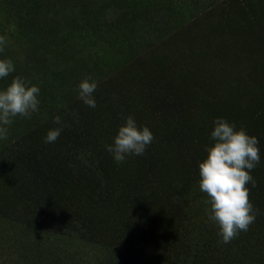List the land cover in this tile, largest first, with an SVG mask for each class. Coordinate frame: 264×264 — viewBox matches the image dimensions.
<instances>
[{
  "label": "rangeland",
  "instance_id": "374dc122",
  "mask_svg": "<svg viewBox=\"0 0 264 264\" xmlns=\"http://www.w3.org/2000/svg\"><path fill=\"white\" fill-rule=\"evenodd\" d=\"M182 29L221 37L222 52L226 54L228 47L239 50L243 65L233 72H218L208 65L207 74H194L187 66H178L173 52L161 58L152 51ZM0 37L6 38L0 60L14 65L12 73L0 78V91L17 76L40 90L38 110L31 118H13L5 126L7 139H0V264H264V0H0ZM213 57L209 52L208 62ZM88 77L97 83L92 94L96 107L113 109L116 135L126 118L137 124L123 107L120 86L135 90L145 85L142 96L135 94V102L141 97L156 120L145 126L141 115L138 128L147 127L154 137L164 132V121L176 123L182 130L170 128L175 132L170 141L183 143L190 136L200 142L199 164L214 143L211 132L217 119L256 137L262 149L260 162L250 172L255 187L246 185L256 215L249 229L225 244L219 226L209 220L208 197L199 189V166L190 168L187 179L175 158L160 163L163 174L154 185H139L128 191L129 196L122 194L127 207L108 215L117 220V232L107 239L88 233L83 218L66 211L43 217L34 205L27 215L19 213L15 207L21 196L13 195L15 187L35 189V182L28 179L25 154L20 163L11 158L15 151L10 149L8 156L9 144L33 129L45 131V122L62 118ZM170 84L184 85L193 105H198L201 124L196 117L185 122L178 117ZM158 93L164 97L158 99ZM159 142L164 144L160 135L143 155H134L144 169L155 163L154 144ZM162 151L167 153V146ZM109 155L112 179L126 177L131 155L123 162ZM53 162L55 172L62 174L60 161ZM174 182L183 189L167 191ZM169 231L183 250L173 249L171 241L162 242Z\"/></svg>",
  "mask_w": 264,
  "mask_h": 264
},
{
  "label": "trees",
  "instance_id": "16d2710c",
  "mask_svg": "<svg viewBox=\"0 0 264 264\" xmlns=\"http://www.w3.org/2000/svg\"><path fill=\"white\" fill-rule=\"evenodd\" d=\"M169 38L156 44L152 51L159 52L161 58L173 52L175 56H178V66H187L193 70L194 74H207L208 65L218 72H233L243 65L244 55L239 50L228 47L226 54L222 52L223 45L219 36L206 35L203 31L188 34L187 29H182ZM210 50L213 51L214 57L208 62L207 56ZM149 52V50L145 51L144 54ZM152 76L157 77L156 74ZM109 81L113 83V77H110ZM144 87L145 85H141L138 89L132 90L126 85H121L120 89L118 88L124 97L123 107L135 116L137 126L138 124L141 126L143 122L145 126H149L152 120H156L151 107L143 103L141 97L139 102H135V94L142 96ZM168 88L177 101L175 107H178V117L184 122L196 117L198 105H193L194 101L185 92L184 85L170 84ZM156 96L158 99L164 97L162 93ZM112 112L113 109L105 110L104 106L100 110L99 107L94 109L87 107L78 98L65 110L64 116L60 118V124H56L55 120L45 122L43 124L45 131L33 129L25 137L9 144L8 156L11 155V151H15L16 154L11 155V158H16V162L20 163L25 154L24 162L29 166L28 179L35 182V189L20 187L16 184L13 195L21 196V199L17 197L18 204L15 207L19 213L27 215L34 205L42 210L43 217H58L66 211V213L82 217L89 229L88 233H94L100 240L103 237L107 239L111 232H117V220L108 215L117 214L119 210L127 207V203L122 200L125 198L124 192L129 196V190L143 184L152 186L159 181L163 174V169L160 167L162 161L166 158H175L177 166L187 173V179L190 168L199 166L202 156L200 142H194L190 136L184 139L183 143L178 139L170 141L175 134L171 130L178 129L181 133L182 129L177 128L176 123L172 125L164 121L166 123L164 132L154 136L155 142L158 141L159 135L160 139L164 140L163 145H160L162 142H159L158 146L154 144L155 163L150 168L144 169L137 163L135 156L131 155L132 157H127L128 166L131 168L127 176L119 180L112 179L114 174L110 170V155L106 147L109 143L112 144L116 136L111 119ZM141 115L144 118L143 122L140 121ZM195 119L201 124V120L197 117ZM182 127L185 128L183 125ZM56 128L61 129L59 137L53 143H46L47 133ZM170 128L173 129L170 130ZM168 131L171 132L168 133ZM165 145L167 153L162 151ZM257 147L259 150L262 149L260 142ZM53 160L60 161L58 169L62 174L55 172ZM182 189V185L179 186L174 182L167 191L173 193ZM158 191L162 192L160 188ZM20 200L21 203H19ZM169 233L170 231L166 237L161 238L162 242L171 241L173 249L183 250L184 247L180 245L179 238L171 240L175 237V233L172 236ZM168 246L171 247V245Z\"/></svg>",
  "mask_w": 264,
  "mask_h": 264
},
{
  "label": "clouds",
  "instance_id": "9594fccd",
  "mask_svg": "<svg viewBox=\"0 0 264 264\" xmlns=\"http://www.w3.org/2000/svg\"><path fill=\"white\" fill-rule=\"evenodd\" d=\"M5 39L0 37V45L5 43ZM13 71L11 60H0V78L7 77ZM96 88L97 83L91 81L90 77L79 85V98L91 108L96 107L92 97ZM39 91L36 86L29 87L19 76L12 80L6 90L0 91V139H7L8 129L5 126L10 125L13 118H31V114L38 110ZM54 122L60 124V117L57 116ZM214 125L211 132L214 143L206 149L207 157L199 164V189L208 197L209 220L219 226V235L227 244L239 232L247 231L256 218L246 185L251 183L255 187L250 172L260 162L259 140L243 129L235 130V125L224 119L215 120ZM60 133V128L49 131L45 142H55ZM153 139L147 127L138 128L135 120L128 117L118 129L113 144L106 147L115 161L123 162L128 155H143Z\"/></svg>",
  "mask_w": 264,
  "mask_h": 264
}]
</instances>
